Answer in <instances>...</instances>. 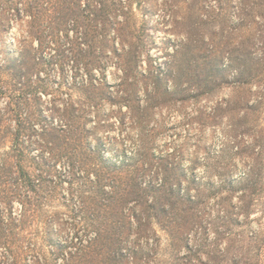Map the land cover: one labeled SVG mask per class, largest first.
Masks as SVG:
<instances>
[{"label":"rangeland","instance_id":"obj_1","mask_svg":"<svg viewBox=\"0 0 264 264\" xmlns=\"http://www.w3.org/2000/svg\"><path fill=\"white\" fill-rule=\"evenodd\" d=\"M0 264H264V0H0Z\"/></svg>","mask_w":264,"mask_h":264}]
</instances>
